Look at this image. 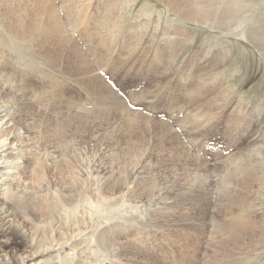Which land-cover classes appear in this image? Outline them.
Listing matches in <instances>:
<instances>
[{
    "label": "bare ground",
    "instance_id": "bare-ground-1",
    "mask_svg": "<svg viewBox=\"0 0 264 264\" xmlns=\"http://www.w3.org/2000/svg\"><path fill=\"white\" fill-rule=\"evenodd\" d=\"M60 1V8L66 9L81 41L65 28L67 24L62 23L54 0H0V264H159L156 259L148 260L128 239L131 232L126 229V222L132 218L141 221V214H147L162 229L166 240L178 233L177 229H190L193 235H202L210 214L212 183L203 165L178 143V135L173 134L175 141L171 139L172 130L167 122L146 118L119 101L115 91L96 72L84 46L92 50L94 37L97 41V36H103L105 31L109 35L127 26L133 34L132 30L160 26L153 17L155 13L162 17L164 12L146 0L132 19H127V6L139 0ZM159 1L180 18L177 21L167 17L164 36L195 39L197 31L183 24L193 21L247 37L264 47V9L253 14L264 0L259 4L258 0ZM145 16L149 19L136 22ZM210 36L205 37V43L212 39ZM8 57L13 64H26L39 72L59 70L100 94L101 108L66 120L77 118L88 128L100 124L112 130L119 125L134 132L136 138H145L146 133L149 139L145 138L143 147L133 142H120L121 146L116 147L109 142L108 150H100L87 160L75 147L77 142L37 147L34 134L42 126L49 130L58 120L55 111L43 112L35 100H26L22 91L29 89L35 93L37 86L13 80L15 73L11 74L8 65H2L3 60L9 61ZM247 188L223 195L229 210L248 196ZM191 202L204 208L196 211L190 207ZM186 206L191 210L189 216V212L178 210ZM237 216L230 235L241 241L252 235L251 226L258 220L244 213ZM165 226L167 230L171 226L177 228L165 232ZM259 232L264 236V229Z\"/></svg>",
    "mask_w": 264,
    "mask_h": 264
},
{
    "label": "rangeland",
    "instance_id": "rangeland-1",
    "mask_svg": "<svg viewBox=\"0 0 264 264\" xmlns=\"http://www.w3.org/2000/svg\"><path fill=\"white\" fill-rule=\"evenodd\" d=\"M144 1L127 6L125 18L132 19ZM149 1L164 12L162 17L158 13L153 17L161 23L160 26L153 24L132 30L133 34L127 26L125 30L111 31L109 35L105 31L101 38L97 36V41L94 37L93 51L86 45L84 53L96 72L115 91L119 101L146 118L167 122L172 130L171 139L175 141L173 138L177 134L178 143L203 165L212 183V196L208 200V224L204 225L202 235L198 232L195 236L190 229H177L178 233L166 240L161 235L162 229L156 227L147 214H141V221L132 218L126 222V229L131 232L128 239L148 260L156 259L159 264H189L190 261L198 264H264V236L259 232L264 229V47L247 37L223 33L218 28L193 21H183V24L197 31L195 39L187 37L188 40L185 36L171 39L164 36V28L168 27L166 19L172 16L180 21V18L174 17V13L159 0ZM261 1L258 0L257 4ZM54 2L62 23L67 24V31L81 41L79 33L73 30L66 9L60 8L61 1ZM263 9L264 4H260L253 14ZM148 19L145 16L136 22ZM210 35L212 39L205 43V37ZM100 39L103 41L98 44ZM8 59L3 60L2 65H8L6 68L11 74H16L13 80L37 86L35 93L29 89L30 93L25 89L22 91L26 100H35L43 112L55 111L58 120L49 130L42 126L40 132L34 134L37 147L77 142L75 147L80 148L81 155L87 160L100 150H108L109 142L115 143L116 147L120 142H133L143 147L145 138L149 139L146 133L143 134L145 138H136L134 132H127L119 125L112 130L108 125L100 124L88 128L77 118L66 120V117L101 108L100 94L71 76L62 75L59 70L47 72L41 67L43 72H39L35 67L26 64L20 67ZM13 66H16V71ZM124 135L126 140L122 139ZM96 142H99L98 147ZM245 186L248 187V196L243 197L239 205L236 202L230 206L229 210L223 195L243 190ZM191 203L190 207L196 211L204 208ZM187 206L178 210L189 212V216L191 210ZM241 213L258 221L251 226L252 235L237 241L230 235L231 226ZM168 230L165 226L164 231Z\"/></svg>",
    "mask_w": 264,
    "mask_h": 264
}]
</instances>
